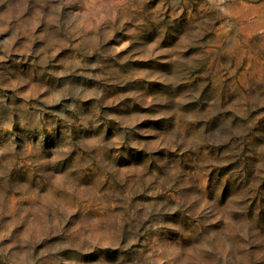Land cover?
Segmentation results:
<instances>
[{
  "label": "rangeland",
  "instance_id": "obj_1",
  "mask_svg": "<svg viewBox=\"0 0 264 264\" xmlns=\"http://www.w3.org/2000/svg\"><path fill=\"white\" fill-rule=\"evenodd\" d=\"M0 264H264V0H0Z\"/></svg>",
  "mask_w": 264,
  "mask_h": 264
}]
</instances>
